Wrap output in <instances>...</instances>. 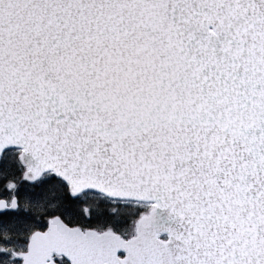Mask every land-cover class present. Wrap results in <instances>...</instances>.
Instances as JSON below:
<instances>
[{"label":"snow or ice","instance_id":"obj_1","mask_svg":"<svg viewBox=\"0 0 264 264\" xmlns=\"http://www.w3.org/2000/svg\"><path fill=\"white\" fill-rule=\"evenodd\" d=\"M0 264H264V0H0Z\"/></svg>","mask_w":264,"mask_h":264}]
</instances>
